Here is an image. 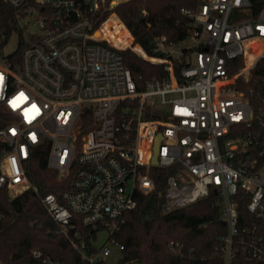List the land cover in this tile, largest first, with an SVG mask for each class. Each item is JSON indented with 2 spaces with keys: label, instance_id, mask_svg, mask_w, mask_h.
Segmentation results:
<instances>
[{
  "label": "built area",
  "instance_id": "obj_1",
  "mask_svg": "<svg viewBox=\"0 0 264 264\" xmlns=\"http://www.w3.org/2000/svg\"><path fill=\"white\" fill-rule=\"evenodd\" d=\"M198 2L181 9L191 20L188 46L173 57L161 37L154 52L162 57L156 58L133 49L138 45L122 22L131 35L127 48L102 31L116 18L118 0H0L16 11L17 26L35 15L36 28L21 37L19 56L17 48L3 54L7 43L0 38L6 114L0 190L12 198L36 194L85 264H105L108 245L120 256L116 264H140L122 261L123 246L111 235L136 208V194L155 190L153 170L168 171L164 213L216 197L226 226L223 264L238 252L264 261V7L252 0ZM105 10L113 12L100 21ZM125 49L164 65L166 76L138 90L119 53ZM183 56L185 65L175 72L173 61ZM45 148L47 167L60 180L71 178L58 194L40 195L26 176L27 163ZM240 204L256 219L249 227L238 225ZM100 230L108 238L97 249L92 244ZM0 264L6 263L0 258Z\"/></svg>",
  "mask_w": 264,
  "mask_h": 264
},
{
  "label": "trees",
  "instance_id": "obj_2",
  "mask_svg": "<svg viewBox=\"0 0 264 264\" xmlns=\"http://www.w3.org/2000/svg\"><path fill=\"white\" fill-rule=\"evenodd\" d=\"M252 3L256 8L264 7V0H252ZM198 4V0H129L113 11L120 15L121 9L130 12L135 6L130 24L135 28L139 27L140 20L149 22L151 18L150 26L132 34L134 44L138 45L133 49L144 52L148 57L161 58L162 55L154 52L157 41L165 37L167 44L172 46L183 42L190 35L191 20L181 14V9H194ZM113 11L101 13L100 21ZM17 21L16 11L6 5L0 6V38L4 37L5 43L13 33L20 32ZM102 31L114 45L121 48L130 45L131 35L114 15L103 25ZM23 46L20 41L17 56ZM119 53L138 90L143 89L146 81L162 80L166 76L164 65L153 64L130 49ZM188 54L189 51L184 50V56ZM184 56L180 61H173L175 72L178 66L185 65ZM241 65L242 61L237 60V66ZM5 120L6 114L0 108V128L5 125ZM2 149L0 141V153ZM46 162L45 148L34 154L25 169L28 180L37 186L40 195L58 194L68 189L71 178L60 180L58 173L48 168ZM151 176L155 190L147 195L136 194V208L124 215L123 222L111 235L117 244L123 246L121 260L136 259L140 264H223L221 238L226 234V226L219 219L220 207L216 205V197L211 195L184 208L164 213L168 171L153 170ZM254 222L256 219L248 213L245 204H240L238 225L249 227ZM78 229L83 236L88 233L87 229ZM171 242L178 243L179 247L171 250ZM33 251L39 252L40 256L35 257ZM0 258L6 264H47V261L85 264L42 207L39 197L30 190L14 198H8L7 191L0 190ZM230 264H264V261L238 252Z\"/></svg>",
  "mask_w": 264,
  "mask_h": 264
},
{
  "label": "rangeland",
  "instance_id": "obj_3",
  "mask_svg": "<svg viewBox=\"0 0 264 264\" xmlns=\"http://www.w3.org/2000/svg\"><path fill=\"white\" fill-rule=\"evenodd\" d=\"M129 1V0H128ZM127 0H118V4L116 6H114L115 8L117 6H119L120 4H123V3H126L128 2ZM135 7V6H134ZM131 8L130 9V12H128L126 9H121V14H117L115 11V14H116V21L117 22H122L126 28L128 29V31L131 33V34H136L138 31L148 27L151 25L152 23V19L150 18L149 19V22L147 21H144V20H140L139 21V27L138 28H135V26L131 27V21L133 19V14H132V11L135 10V8ZM126 10L125 13H123V11ZM142 16H145L144 13L142 12ZM34 19H35V15H33V18L31 20H20L19 21V24H18V28L19 29H22V27L28 25V27L25 29V33L23 32V34H21V32H16V33H13L6 46L3 48V51L2 53L3 54H7V53H10V52H13L17 46H18V43L21 39V37H25L26 35H28L29 33H33V32H36V28L35 26H32L33 23H34ZM29 21V24H27L26 22ZM189 42L187 40L183 41V42H180L178 43L177 45H174L172 46V56L173 57H178L180 55V51L185 48L186 46H188ZM7 196L8 198H12V195L10 193L7 192ZM107 238H108V233L104 230H100L97 232V237H96V240H94L93 242V247L95 248H101L105 242L107 241ZM109 248L111 249V255L110 257L105 261V264H116L118 262V260L120 259V256L117 252V249L115 247H113L112 245H108Z\"/></svg>",
  "mask_w": 264,
  "mask_h": 264
},
{
  "label": "water",
  "instance_id": "obj_4",
  "mask_svg": "<svg viewBox=\"0 0 264 264\" xmlns=\"http://www.w3.org/2000/svg\"><path fill=\"white\" fill-rule=\"evenodd\" d=\"M161 137L158 136L157 139H156V142L160 139ZM153 163H155V158L153 159Z\"/></svg>",
  "mask_w": 264,
  "mask_h": 264
}]
</instances>
